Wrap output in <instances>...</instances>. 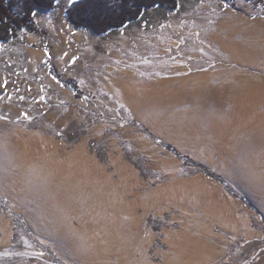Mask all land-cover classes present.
Listing matches in <instances>:
<instances>
[{"label": "rangeland", "instance_id": "1", "mask_svg": "<svg viewBox=\"0 0 264 264\" xmlns=\"http://www.w3.org/2000/svg\"><path fill=\"white\" fill-rule=\"evenodd\" d=\"M179 1L178 10L158 7L104 35L68 22L71 0H59L55 10L38 14L36 32L25 29L18 40L0 42V84L8 81L0 86V137L13 144L18 165L0 172V215L13 220L6 237L0 230V264H183L191 257L189 241L202 249L204 264H264V105L256 104L264 98L244 97L245 89L223 79L244 78L264 90V5ZM229 23L236 26L235 40L245 31L258 41L251 59H232L216 40ZM27 34L41 47L50 41L49 55L52 48L63 58L69 53L72 63L57 64L52 74L47 64H32ZM118 76L141 88L167 83L168 89L140 117L110 88L107 79ZM72 81L77 94L66 87ZM50 141L60 145L53 159L83 147L122 189L119 196L131 203L136 221L123 225L128 244L119 237L125 235L120 221L108 226L81 205L53 207L40 196L45 187L39 181L31 199L21 195L22 160H42ZM120 161L138 181L118 169ZM61 220L71 230L110 234L101 258L70 244Z\"/></svg>", "mask_w": 264, "mask_h": 264}, {"label": "bare ground", "instance_id": "2", "mask_svg": "<svg viewBox=\"0 0 264 264\" xmlns=\"http://www.w3.org/2000/svg\"><path fill=\"white\" fill-rule=\"evenodd\" d=\"M199 76V78H201L202 75ZM110 79H107V81L110 83V88L115 91L119 97L127 101L132 106V109L138 114V116L140 115V117L146 115L148 107L156 101V95L161 91L168 89L167 83H160L157 85L154 84L149 87L141 88V85L136 80L130 79L128 76H118L117 78ZM140 89L150 93V95L143 97L139 91ZM50 142H52L51 146H47L45 149L46 151H42L45 154L42 160L36 161L34 158H31V156L26 157V159L24 158V161L22 160L23 163L19 168L21 169L20 171H23L24 177L27 175V173H25L27 171L28 180L30 178L31 186H33L34 182L36 181H39L41 184H43L45 190H42L45 192L44 194L43 192L40 193V196H42L47 201L53 202V207L59 209L65 208L68 210V207L71 209L74 206L81 205L85 209L94 210V212H96V218H98V220L100 219V221L106 223L108 226H118L117 224L120 221V224H122L120 225V229L123 230L125 235L121 234L120 232L119 237L122 238V242H125L126 240L125 243L128 244L130 240V232L127 229L124 232L123 225L132 227L136 221L134 217L135 214H133L130 210L131 208H129L131 203L125 201L119 196L123 193L121 192L122 189L120 190V188H116L117 183L113 180L112 176L106 174L103 169L94 162L93 158L86 154V150H84L83 147H78L73 152H69L66 158L63 160L58 158L53 159L52 156L58 152L60 145L54 141ZM118 167V169L128 175L131 180L138 181L136 173L131 170L126 165V163H122L120 161L118 162ZM36 184L38 186V183ZM29 192L32 194V188ZM46 208H49V206H46ZM53 210L54 211L52 212H55V209ZM118 210L121 211L119 217L117 216ZM59 212L61 213V210ZM57 221H59V218L56 217V215L53 216V222L57 224ZM65 221L61 220V227H67L69 229H64L65 233L67 232V234L70 236V240L68 239V242L70 244L76 243V245L78 247L80 246L79 248H81L82 251L89 257H95L96 259L101 258V254L104 252V249L107 248V238H109L110 234H106L105 236L89 234L84 230L82 231L81 228H78L76 231L71 230L67 223L65 224ZM117 231L118 230L115 232ZM65 233L61 232V234ZM57 234H55V236ZM87 234L89 235L87 236ZM189 244V249H191V257L189 256L186 258L185 256L186 259H182V262L184 260L183 264H204L207 257H203L201 254L203 253L202 249H200L195 241H189L188 245ZM185 246L186 242L183 239L178 245V250H184ZM166 259H168L167 256ZM180 264L182 263L180 262Z\"/></svg>", "mask_w": 264, "mask_h": 264}, {"label": "trees", "instance_id": "3", "mask_svg": "<svg viewBox=\"0 0 264 264\" xmlns=\"http://www.w3.org/2000/svg\"><path fill=\"white\" fill-rule=\"evenodd\" d=\"M226 1V0H223ZM235 3L236 0H227ZM264 5V0H254ZM59 0H0V42H14L19 39L22 30L37 31L36 18L40 12L53 11ZM168 8L173 11L180 8L179 0H76L66 9L65 19L74 26L90 29L94 34H107L115 29L125 28L141 20L150 10ZM46 64L52 74L54 66L51 55ZM75 94L77 83H67ZM168 150L174 151L170 147ZM184 163L189 161L182 158ZM203 171L206 169L201 168ZM207 172V171H206Z\"/></svg>", "mask_w": 264, "mask_h": 264}, {"label": "crops", "instance_id": "4", "mask_svg": "<svg viewBox=\"0 0 264 264\" xmlns=\"http://www.w3.org/2000/svg\"><path fill=\"white\" fill-rule=\"evenodd\" d=\"M228 25H229L228 32L226 33L224 31L225 33H222V32L218 33L215 36L216 40L219 42L221 47H223L225 50H227V52H229L230 57L232 59L238 60L239 62H243L245 60L251 59L253 56V53L256 50L255 45L258 42L256 40V38H254L255 40L253 38H251L249 40L247 38L248 33L244 31V33L241 32V34H243L242 35L243 37H241L238 40H235L237 32L234 31V30H236V28H234V27H236V26L230 25V23ZM261 38L264 39L263 36H261ZM27 40H28V42H27L28 46L25 47V52L29 55L31 63L35 64V65L38 63H45L46 64V57H48V54H49L47 52L46 48L50 46V41L49 42L45 41L44 45L41 47V46L36 45L38 43V40H37V37L35 35L27 34ZM47 44H48V46H47ZM50 51H51L50 55L52 56L51 57L52 58V64L54 67L57 64L65 66L69 63H72L71 58H73V56H70L69 53H66V55L64 54L63 56H65V58H63L62 56L60 57V53H62V52L58 51V49H56L54 52V48H52V50L50 49ZM223 79L225 81L232 82L231 85L234 87L237 86V87H240L241 89H245V92H241V94L244 97H248V96L252 97L253 96L252 98H264V90H262L261 92H257V90L252 89V86H249L247 84V81H245L244 78H239V79L236 78V79H234V81H232V80H228L226 77L223 76ZM254 96H256V97H254ZM248 101H250V100H248ZM256 103H263L264 104V101H256ZM12 145L13 144L10 143L8 137H5V136L0 137V153L4 159V163L0 162V172L1 171L8 172V169L10 166H16V167L18 166V165H16L17 163H13V160L11 158ZM20 173L21 174L18 177V179L20 181L19 184L21 185V189H22L21 195H25V199H27V198L31 199V193L29 192V191H31V183H30V178L28 180V172L27 171L25 172V173H27V175L25 177L23 175V171H20ZM14 184H15V182H14ZM12 222H13V220H11V219L8 220L7 218H4V216L0 215V230H1L2 234L4 235V237H6L8 231H9V223L11 225ZM11 232L12 231H10V233Z\"/></svg>", "mask_w": 264, "mask_h": 264}, {"label": "snow or ice", "instance_id": "5", "mask_svg": "<svg viewBox=\"0 0 264 264\" xmlns=\"http://www.w3.org/2000/svg\"><path fill=\"white\" fill-rule=\"evenodd\" d=\"M71 2L73 3V5L76 4V0H71ZM224 7H227V5H224ZM2 47H3V45L0 44V48H2ZM54 79H55V78H54ZM7 84H8V81L5 79V80L2 82V84H0V86H2V87H6ZM20 99H23V97H20ZM41 99H43V97H41ZM23 115H24V118H25V119H28V120L32 119V117H31L28 113H24ZM4 119H7V117H4Z\"/></svg>", "mask_w": 264, "mask_h": 264}]
</instances>
